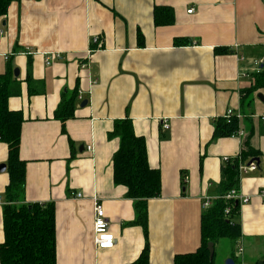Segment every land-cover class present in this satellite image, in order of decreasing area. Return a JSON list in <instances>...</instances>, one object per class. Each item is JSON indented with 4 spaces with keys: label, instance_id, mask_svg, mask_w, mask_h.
I'll return each instance as SVG.
<instances>
[{
    "label": "crops",
    "instance_id": "obj_1",
    "mask_svg": "<svg viewBox=\"0 0 264 264\" xmlns=\"http://www.w3.org/2000/svg\"><path fill=\"white\" fill-rule=\"evenodd\" d=\"M162 6L172 11L168 24L155 22ZM263 58L264 0H10L0 16V75L20 90L8 106L24 118L25 201L54 205L56 264H129L145 247L135 201L114 181L119 139L109 133L122 119L161 173V194L147 201L149 264L197 250L204 203L219 195L223 167L236 158H257V168L238 166L249 201H238L241 235L219 262L222 239L215 244V264L263 262L264 87L255 83ZM69 97L73 116L63 124L55 114ZM229 109L244 134L216 136ZM8 151L0 141V245ZM96 201L115 236L110 249L95 242Z\"/></svg>",
    "mask_w": 264,
    "mask_h": 264
},
{
    "label": "trees",
    "instance_id": "obj_2",
    "mask_svg": "<svg viewBox=\"0 0 264 264\" xmlns=\"http://www.w3.org/2000/svg\"><path fill=\"white\" fill-rule=\"evenodd\" d=\"M9 3L10 0H0V16L6 14ZM154 15L158 24H168L173 17L170 8L165 6L155 7ZM255 78L256 85L264 87V71L255 74ZM27 80L30 82V77ZM15 86L16 79L12 75H0V141L9 148L7 164L10 177L6 186L5 240L0 245V264H56L54 205L25 201L26 161L19 155L24 118L21 111L11 110L8 106L9 98L20 93ZM73 110V97L63 98L55 116L64 124L73 116ZM237 127L235 118L225 119L217 126L215 135L229 136L238 130ZM109 138L119 139V148L113 157L114 181L124 185L127 196L135 201V222L142 225L146 236L140 256L129 264H149L147 201L161 194V173L150 166L145 139L135 134L131 120H117ZM253 154L243 153L242 156L246 159ZM239 163V158H236L223 167L219 195L210 201L201 215L200 246L195 251L176 254L174 264H215V254L210 260L209 242L216 244L227 238L231 241V248L236 244L241 235L240 224L235 219L240 204L225 195L232 189H238Z\"/></svg>",
    "mask_w": 264,
    "mask_h": 264
},
{
    "label": "built area",
    "instance_id": "obj_3",
    "mask_svg": "<svg viewBox=\"0 0 264 264\" xmlns=\"http://www.w3.org/2000/svg\"><path fill=\"white\" fill-rule=\"evenodd\" d=\"M193 11V9H189L188 13H191ZM97 38L94 37L93 41L97 42ZM24 54H31L29 50L24 51ZM7 58V57H6ZM54 59V56L52 57H48L47 63H51V61ZM261 63H264V58L262 59V61H260ZM240 115H238L239 117ZM226 117L227 118H233L235 117L234 112L229 109V111H227L226 113ZM261 119L264 120V116H261ZM168 125H165V128H168ZM237 133L239 135H243L244 132L241 130H237ZM91 148V147H90ZM225 160H228V157L225 158ZM239 168L240 170H244V171H248V170H254L257 168V164L256 162H251L249 165H245V163L243 164L242 162L239 163ZM72 196H75L76 198H82L83 195L81 193H71ZM259 196H261L264 199V189H262L261 191H259ZM226 198L228 199H236L237 201H239L240 203H244V202H248L249 201V197H244L243 194L239 191V189H232L231 191H229L226 195ZM210 205V200H206L204 203V207H208ZM94 232H95V242L96 245L99 249H110L114 247L115 244V236L112 233V231L110 230V225L108 222V219L106 217L105 211L103 206L96 201L95 202V219H94ZM242 247L239 248V252H242Z\"/></svg>",
    "mask_w": 264,
    "mask_h": 264
},
{
    "label": "water",
    "instance_id": "obj_4",
    "mask_svg": "<svg viewBox=\"0 0 264 264\" xmlns=\"http://www.w3.org/2000/svg\"><path fill=\"white\" fill-rule=\"evenodd\" d=\"M19 70L16 68L15 69V75L16 76H18V72ZM261 97V96H260ZM256 160H258L257 158L256 159H252L251 161H250V163L251 162H254V161H256ZM249 163V164H250ZM6 167H7V165L6 164H4V163H2V164H0V172L1 171H4L5 169H6ZM208 249H209V252H210V260H212L213 259V257H214V254H215V244H214V242H209L208 243ZM226 264H234V261L231 259V258H228L227 260H226ZM260 264H262V261H260Z\"/></svg>",
    "mask_w": 264,
    "mask_h": 264
},
{
    "label": "rangeland",
    "instance_id": "obj_5",
    "mask_svg": "<svg viewBox=\"0 0 264 264\" xmlns=\"http://www.w3.org/2000/svg\"><path fill=\"white\" fill-rule=\"evenodd\" d=\"M240 248V247H239ZM231 249V241L227 238L222 239L219 242V245L217 246V262L220 261L221 259V253H223L224 251L230 250ZM239 255L241 256V253H239Z\"/></svg>",
    "mask_w": 264,
    "mask_h": 264
}]
</instances>
